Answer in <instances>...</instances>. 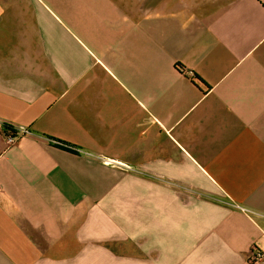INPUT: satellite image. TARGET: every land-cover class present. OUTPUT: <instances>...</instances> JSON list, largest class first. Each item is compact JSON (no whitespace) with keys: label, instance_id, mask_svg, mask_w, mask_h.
I'll return each mask as SVG.
<instances>
[{"label":"crops","instance_id":"0c3cea01","mask_svg":"<svg viewBox=\"0 0 264 264\" xmlns=\"http://www.w3.org/2000/svg\"><path fill=\"white\" fill-rule=\"evenodd\" d=\"M236 206L264 213V0H0V264H250Z\"/></svg>","mask_w":264,"mask_h":264},{"label":"built area","instance_id":"2783aa9c","mask_svg":"<svg viewBox=\"0 0 264 264\" xmlns=\"http://www.w3.org/2000/svg\"><path fill=\"white\" fill-rule=\"evenodd\" d=\"M10 131L13 133H11ZM24 133H28V132L23 128L16 130V129H13L10 127H6L4 129V135H5V138H6V141L8 144L13 143L18 138L19 135H22ZM125 168L130 169V167H127V166ZM236 207L241 209L242 211H244V213H246L248 215V217L250 218V220H252V222L254 221V223L257 219L264 220V213H258V212L250 211L248 209L238 207V206H236ZM261 232L264 235V227L261 228ZM247 262L250 264H252V263L264 264V253L258 249H255V248L251 249L248 253V256H247Z\"/></svg>","mask_w":264,"mask_h":264},{"label":"trees","instance_id":"16d2710c","mask_svg":"<svg viewBox=\"0 0 264 264\" xmlns=\"http://www.w3.org/2000/svg\"><path fill=\"white\" fill-rule=\"evenodd\" d=\"M11 132V131H10ZM11 133H13V132H11Z\"/></svg>","mask_w":264,"mask_h":264}]
</instances>
